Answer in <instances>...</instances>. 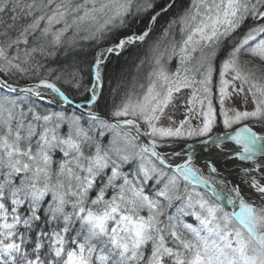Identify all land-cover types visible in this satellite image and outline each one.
Masks as SVG:
<instances>
[{"label": "snow or ice", "instance_id": "1", "mask_svg": "<svg viewBox=\"0 0 264 264\" xmlns=\"http://www.w3.org/2000/svg\"><path fill=\"white\" fill-rule=\"evenodd\" d=\"M178 3L0 0V264H264V135L249 124L226 132L235 153L209 135L217 123L264 126V0ZM174 8L144 82L117 84L101 107L107 54L146 42ZM120 29L131 31L95 52L86 82L69 52ZM60 55L62 66L45 67ZM50 78L80 93L79 115L42 106L74 103ZM195 137L248 162L238 183L210 181L183 149L157 150Z\"/></svg>", "mask_w": 264, "mask_h": 264}, {"label": "trees", "instance_id": "2", "mask_svg": "<svg viewBox=\"0 0 264 264\" xmlns=\"http://www.w3.org/2000/svg\"><path fill=\"white\" fill-rule=\"evenodd\" d=\"M163 0H157V3H162ZM188 0H179V5L187 3ZM178 8L172 9V11L166 15L161 16L159 18V22L154 26L155 31L150 35V38L146 42H137L134 45H130L123 50H119L118 52H114L108 55V60L106 61V67L103 72V96L100 100V105L103 107L105 102L110 106L112 103V93L111 90L120 85L122 90L128 89L136 85L138 87L139 83H143V77L150 69L151 58L153 53L150 51V48L160 35V32L163 27L166 26L167 20L171 18L172 14L178 11ZM158 10V9H157ZM151 13L145 16H141L137 18V22L132 26L131 30H139L145 26L146 21L148 20ZM251 23V21H249ZM130 29H120L118 33H106L103 38L99 40H81L76 49L71 50L68 54V59H75L79 66L83 69L82 74L85 77V81H89L91 77L88 73V63L92 60L93 55L96 51L111 46L113 41L116 38V35L119 34H130ZM246 30V29H245ZM173 58L172 60H174ZM141 60L144 61V64L137 69V65L140 64ZM171 60V61H172ZM65 58L63 55L59 56L57 62H46V68H58L63 65ZM176 61V60H174ZM168 62V66H169ZM43 75V73H42ZM50 81L56 82L50 78ZM25 80H21L20 83H25ZM31 82V81H27ZM57 86L63 90L68 92L67 94L71 95L70 97L75 102H82L83 97H81L79 92L75 90H68L67 86L63 84V82H56ZM118 102V100H117ZM221 130L220 127L213 128L214 131ZM171 211H175V208L171 209ZM186 219V218H185ZM188 222H191L188 220Z\"/></svg>", "mask_w": 264, "mask_h": 264}, {"label": "bare ground", "instance_id": "3", "mask_svg": "<svg viewBox=\"0 0 264 264\" xmlns=\"http://www.w3.org/2000/svg\"><path fill=\"white\" fill-rule=\"evenodd\" d=\"M45 93H51V90H45ZM52 95H55V94H52ZM70 96L71 95H69V98L72 99ZM56 99L58 102H60L59 97H56ZM78 114H80V113H78ZM257 131L260 135H264V126H262V125L259 126L257 128ZM222 148L224 151L231 150L233 153L240 150V148H236L232 143H230V141L223 142ZM190 149L191 148H189V147L183 149V151L185 153L184 157L187 156V154H189V153L192 154V151ZM158 150H162L164 155L170 156L173 151L180 152L182 149L180 147H177V146H171V147L161 146V147H158ZM193 157H195V155ZM195 159L196 160H207V161L214 162L215 167L217 168V171H219L218 175L223 176L224 178H228L232 181L236 180L239 177V175H238L239 168L248 163L247 161H240L238 159L233 160V161H226L223 157V152H222L221 148L216 147L215 144H213V143H210L207 146H203L202 150L199 151L198 154H196ZM180 160H182V159L172 157L170 162H179Z\"/></svg>", "mask_w": 264, "mask_h": 264}, {"label": "rangeland", "instance_id": "4", "mask_svg": "<svg viewBox=\"0 0 264 264\" xmlns=\"http://www.w3.org/2000/svg\"><path fill=\"white\" fill-rule=\"evenodd\" d=\"M155 40H156V39H155ZM166 43H167V41H162L161 46H160V51H163V50H164V47H165ZM107 55H109V54H107ZM174 60H175V59H174ZM174 60H172V61H168V62H170L168 67H169L170 69H172V70H174L175 67H176V61H174ZM183 91H184L185 94H187V91H188V90H183ZM45 95H46V97H47V96L52 95V94H51V93H45ZM41 103H42V106H43V107L50 108V109H52V110H54V111H65L67 115H72L73 112H75L77 115H79L78 112L74 111V110H73L71 107H69V106H65V104L62 103V102L49 104V103H47V100H45V101H43V102H41ZM238 104H239V102L237 101V105H238ZM63 106H65V107H63ZM174 118H175L177 121H178L179 119H183V108H181L179 111L176 112ZM247 122H251V121H245V122H242V123H247ZM193 123H195V121H193ZM164 124H165V126H166V125H167V121H164ZM234 126H235V125H233L232 127H234ZM218 127H220V129H222V130L225 129V128L223 127V124H222V123H217V125L214 126V128H218ZM63 130L66 131V126H65V128H64ZM226 130H227V129H226ZM196 138H199V137H195V138H193V139L186 140V141H193V140H195ZM181 141H185V140H181ZM196 166L199 167V168L201 169V172L203 173V175H204L205 177H208V178L210 179V181H211V180H224V181L227 183L228 187H231L233 183H238V182H239V177H238L236 180H233V181H232V180H230V179H228V178H224L223 176H220V175H218V174H216V173H212V172H209V171L205 170L204 167H203V165H201V164H196ZM212 187H214V188L216 189L217 192H220V189H221L222 185L214 184V185H212ZM199 190H201V191H209V192L211 193V189L208 188L207 186L203 185V184H200V185H199ZM220 194H221V196L223 197V199L221 200V203H223V204L225 205V207L228 208V210H232V209H231V206H230V205H227V203H226V195H227V194H226V193H223V192H221ZM186 220H190L191 222H193L192 219H191L190 217L186 218Z\"/></svg>", "mask_w": 264, "mask_h": 264}, {"label": "water", "instance_id": "5", "mask_svg": "<svg viewBox=\"0 0 264 264\" xmlns=\"http://www.w3.org/2000/svg\"><path fill=\"white\" fill-rule=\"evenodd\" d=\"M65 106H69V107H72V108L76 109L74 103H73L72 105H67V104H65ZM76 111L80 112V110H77V109H76ZM245 124H249V126L252 127L253 131H255L257 135H260V134L258 133V131H257V128H258L259 126H261L260 124H258V123H253V122H248V123H245ZM243 125H244V124L238 125V126H236L235 128L230 129V130H228V131L215 132V133L210 134V136L212 137L213 140H214L217 136L224 137L223 142H228V141H230V140H228V139L225 137V133L227 132V133H233V134H234V132H235L236 130H238L240 127H242ZM206 139H208V137H204V138H201V139H198V140H194V141H191V142L168 141L167 143L170 144L171 146H177V147H180L181 149L187 148L188 145H191L192 147H191L190 150L192 151V155H193V156L195 155L193 162H194L195 164H201V165H204L205 162H208L207 160H196L195 158H196V154H198V152L202 150V147H203V146H207L208 144L211 143V142H209V143H207V144L204 143V140H206ZM144 140L146 141L147 138H144ZM230 143H232L236 148H240V146L237 145V144H235L234 141H230ZM162 146H163V145H162ZM157 150H158V149H157ZM158 151H161V152H162V150H158ZM162 154H163V152H162ZM183 159H187V156H185ZM233 160H236V159H233ZM233 160H231V161H233ZM169 162H170V161H169ZM181 162H182V160H180L179 162H170V163H181ZM218 172H219V171H217L216 173L218 174ZM222 174H223V173H222Z\"/></svg>", "mask_w": 264, "mask_h": 264}]
</instances>
